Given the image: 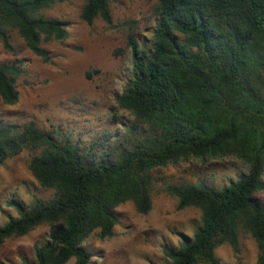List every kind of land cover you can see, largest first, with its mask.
Returning a JSON list of instances; mask_svg holds the SVG:
<instances>
[{"label":"trees","instance_id":"1","mask_svg":"<svg viewBox=\"0 0 264 264\" xmlns=\"http://www.w3.org/2000/svg\"><path fill=\"white\" fill-rule=\"evenodd\" d=\"M56 0H0V40L12 50L15 29L28 48L50 62L44 40H64L66 22L42 10ZM110 0H85L80 17L111 24ZM157 22L141 46L129 35L131 73L118 96L134 115L115 146L83 152L76 143L58 140L33 121L0 124V163L25 148L37 149L29 162L35 179L56 196L27 206L7 201L18 215L0 224V244L41 224L47 239L26 264H89L82 246L95 230L114 234L115 207L132 201L140 213L152 205L151 171L192 159L234 156L247 167L221 187L203 183L167 185L178 208L195 206L201 222L178 244H164L169 264H220L214 250L227 242L239 249L238 231H248L258 247L253 264H264V0H157ZM14 64H0V98L18 101ZM90 76V72H87ZM140 126V130H139ZM119 144L121 147H119ZM6 264V263H0Z\"/></svg>","mask_w":264,"mask_h":264},{"label":"rangeland","instance_id":"2","mask_svg":"<svg viewBox=\"0 0 264 264\" xmlns=\"http://www.w3.org/2000/svg\"><path fill=\"white\" fill-rule=\"evenodd\" d=\"M84 1L56 0L42 10L47 18L65 21L68 30L62 41H42L50 62L34 54L15 29L9 30L12 50L0 40V64L17 67L15 84L19 92L14 104L0 98V124L23 125L33 120L41 130L58 140L78 144L83 152L90 147L101 152L115 146L134 120V115L117 101L132 67L126 42L132 35L145 46L157 22V0H110L111 24L96 17L90 25L80 17ZM40 149L25 148L0 163V224L18 215L7 204L10 197L31 206L37 200L48 201L56 196L54 189L42 187L30 171V159ZM246 170V165L234 156L192 159L155 168L151 171L149 211L140 213L132 201L116 206L114 234L101 238L95 230L82 244L91 252L89 264H169L162 246L178 244L182 235L191 236L201 222V211L195 206L178 208V198L166 191L167 185L188 182L221 187ZM256 196L264 200V189ZM49 228L41 224L23 236L5 239L0 244V263L33 262L34 249L47 239ZM238 246L237 252L227 242L217 246L214 253L219 263L256 261V241L244 228H239ZM74 260L65 264H73Z\"/></svg>","mask_w":264,"mask_h":264}]
</instances>
